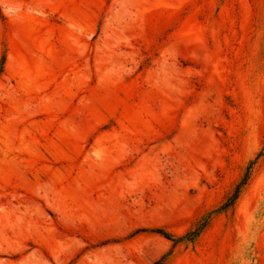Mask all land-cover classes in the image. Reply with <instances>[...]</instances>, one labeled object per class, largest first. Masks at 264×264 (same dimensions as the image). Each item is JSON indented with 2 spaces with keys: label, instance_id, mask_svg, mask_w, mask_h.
<instances>
[{
  "label": "rangeland",
  "instance_id": "374dc122",
  "mask_svg": "<svg viewBox=\"0 0 264 264\" xmlns=\"http://www.w3.org/2000/svg\"><path fill=\"white\" fill-rule=\"evenodd\" d=\"M0 264H264V0H0Z\"/></svg>",
  "mask_w": 264,
  "mask_h": 264
},
{
  "label": "trees",
  "instance_id": "16d2710c",
  "mask_svg": "<svg viewBox=\"0 0 264 264\" xmlns=\"http://www.w3.org/2000/svg\"><path fill=\"white\" fill-rule=\"evenodd\" d=\"M238 189H239V187L237 188L236 192L229 199L228 203L224 206L223 209H226V208L230 207L233 204L234 200H236V198H237ZM199 232H200V229H196V231H194L193 233H191L190 235H188V238L186 239V241H189V242L193 241L194 238H196L198 236V233Z\"/></svg>",
  "mask_w": 264,
  "mask_h": 264
}]
</instances>
